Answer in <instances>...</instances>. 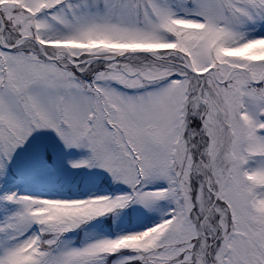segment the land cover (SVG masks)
Returning <instances> with one entry per match:
<instances>
[{
	"label": "snow or ice",
	"instance_id": "6c2138e0",
	"mask_svg": "<svg viewBox=\"0 0 264 264\" xmlns=\"http://www.w3.org/2000/svg\"><path fill=\"white\" fill-rule=\"evenodd\" d=\"M41 130L123 187L0 194V264H264V0H0V181Z\"/></svg>",
	"mask_w": 264,
	"mask_h": 264
},
{
	"label": "rangeland",
	"instance_id": "374dc122",
	"mask_svg": "<svg viewBox=\"0 0 264 264\" xmlns=\"http://www.w3.org/2000/svg\"><path fill=\"white\" fill-rule=\"evenodd\" d=\"M42 155L50 158L51 169L43 165L41 160L39 161ZM86 155L87 153L84 150H66L51 130H41L33 133V137L29 138L28 143L17 150L11 166L12 169L22 174L16 175L21 176L20 179L14 181L9 176L6 180L0 181V194L17 192L18 194H30L46 198H70L49 191H41L38 186L44 190L57 192L59 191L58 187L63 189L67 187L70 193L85 191L83 196L91 193H111L122 190L123 186L113 184L111 178L101 169H73L70 167L69 161L84 158ZM45 168L55 170V172L50 173ZM15 171L14 173L17 174ZM59 192L63 193L62 190ZM160 207H165L164 202H161ZM0 214H2V211H0ZM127 217L131 218L132 226L126 225ZM157 218L158 212H149L139 205H132L121 212L119 220L106 225H109L114 232L128 231L139 229ZM102 219L104 218L89 224L84 228V231L105 234L100 227ZM70 238H73V236H70Z\"/></svg>",
	"mask_w": 264,
	"mask_h": 264
}]
</instances>
